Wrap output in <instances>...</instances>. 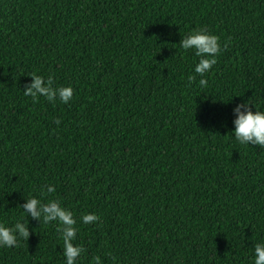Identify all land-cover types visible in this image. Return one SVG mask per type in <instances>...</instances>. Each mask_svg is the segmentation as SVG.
I'll list each match as a JSON object with an SVG mask.
<instances>
[{
	"label": "trees",
	"instance_id": "trees-1",
	"mask_svg": "<svg viewBox=\"0 0 264 264\" xmlns=\"http://www.w3.org/2000/svg\"><path fill=\"white\" fill-rule=\"evenodd\" d=\"M199 29L220 46L203 77L180 46ZM33 75L72 99L25 95ZM246 103L264 111V0H0V224L29 232L0 264H66L32 197L73 213L76 264H253L264 148L231 134Z\"/></svg>",
	"mask_w": 264,
	"mask_h": 264
},
{
	"label": "clouds",
	"instance_id": "clouds-1",
	"mask_svg": "<svg viewBox=\"0 0 264 264\" xmlns=\"http://www.w3.org/2000/svg\"><path fill=\"white\" fill-rule=\"evenodd\" d=\"M180 46L184 50L193 49L195 55L200 57L198 63L194 67L195 74L203 77L205 73L212 69L216 63V56L220 52L218 38L214 35L207 34L204 29L193 31L190 35L182 38ZM34 76V83L24 91L25 95H30L34 99L38 96L45 97L48 101L54 102L57 98L62 103H69L73 96L71 87H53L52 78L49 77L46 82L41 76ZM190 81L195 80V76L189 77ZM42 84L44 86H42ZM208 81L206 79H199L198 85L200 87H207ZM240 107L245 108L241 112ZM237 118L234 121V130L231 133L234 139L242 145L250 146L257 145L264 148V111L256 110L253 112L249 109L246 103L238 106L235 110ZM59 123V121H57ZM55 187L47 185L46 192L54 193ZM40 201L36 197H32L23 206L25 213H30L35 218H40L41 213H46L43 217L45 224L50 222H58L59 227L57 231L61 232L64 241L63 255L66 264H76L77 257H79L84 249L81 246H75L72 241L76 239L75 233L77 228L73 227L75 221L73 213L64 207H61L58 201H49L37 211V205ZM99 219L94 214H87L81 217L83 224L94 223ZM29 235L28 230L22 226L21 223H16L13 228H8L0 224V248H12L17 246L18 237L27 240ZM96 264H100L99 258H96ZM253 264H264V244H256L254 247Z\"/></svg>",
	"mask_w": 264,
	"mask_h": 264
}]
</instances>
